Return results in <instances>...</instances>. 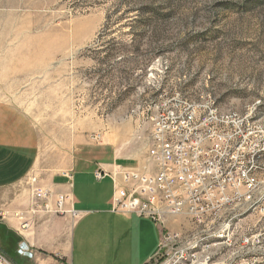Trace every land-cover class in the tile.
Masks as SVG:
<instances>
[{
	"label": "rangeland",
	"instance_id": "1",
	"mask_svg": "<svg viewBox=\"0 0 264 264\" xmlns=\"http://www.w3.org/2000/svg\"><path fill=\"white\" fill-rule=\"evenodd\" d=\"M209 95L239 115V205L225 238L168 230L195 264H264V0H0V100L53 148L82 136L85 158L143 167L163 104Z\"/></svg>",
	"mask_w": 264,
	"mask_h": 264
},
{
	"label": "crops",
	"instance_id": "2",
	"mask_svg": "<svg viewBox=\"0 0 264 264\" xmlns=\"http://www.w3.org/2000/svg\"><path fill=\"white\" fill-rule=\"evenodd\" d=\"M16 107L0 100V250L14 264H155L164 227L115 211L113 177L95 176L101 168L114 171L117 158H85L82 136L53 148ZM37 186L52 197L37 198ZM59 194L69 196L65 212L56 211ZM176 221L169 218V227ZM21 243L33 257L19 254Z\"/></svg>",
	"mask_w": 264,
	"mask_h": 264
},
{
	"label": "built area",
	"instance_id": "3",
	"mask_svg": "<svg viewBox=\"0 0 264 264\" xmlns=\"http://www.w3.org/2000/svg\"><path fill=\"white\" fill-rule=\"evenodd\" d=\"M167 101L154 118L146 165L116 164L114 171L101 168L95 176L113 177L117 212L151 218L166 230L169 218L186 215L193 223L205 224L207 237L225 238L234 218L228 219L229 204L239 205V115L219 114L210 95L206 103L179 96ZM34 195L48 199L53 194L37 186ZM68 198L58 195L56 211L67 210ZM163 234L156 256H172L162 264H195L190 244L197 240L177 246V233ZM18 252L34 256L26 243L20 244ZM0 264L14 262L0 250Z\"/></svg>",
	"mask_w": 264,
	"mask_h": 264
},
{
	"label": "bare ground",
	"instance_id": "4",
	"mask_svg": "<svg viewBox=\"0 0 264 264\" xmlns=\"http://www.w3.org/2000/svg\"><path fill=\"white\" fill-rule=\"evenodd\" d=\"M214 106H217L215 100H214ZM197 245H198L197 243L196 244H190V252L193 251V249L196 248Z\"/></svg>",
	"mask_w": 264,
	"mask_h": 264
}]
</instances>
